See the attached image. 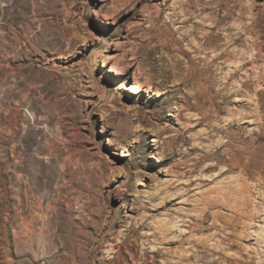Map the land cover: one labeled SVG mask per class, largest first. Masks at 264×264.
<instances>
[{
    "label": "rangeland",
    "instance_id": "obj_1",
    "mask_svg": "<svg viewBox=\"0 0 264 264\" xmlns=\"http://www.w3.org/2000/svg\"><path fill=\"white\" fill-rule=\"evenodd\" d=\"M239 11L264 40V0H0V264H264V56L217 58Z\"/></svg>",
    "mask_w": 264,
    "mask_h": 264
},
{
    "label": "bare ground",
    "instance_id": "obj_2",
    "mask_svg": "<svg viewBox=\"0 0 264 264\" xmlns=\"http://www.w3.org/2000/svg\"><path fill=\"white\" fill-rule=\"evenodd\" d=\"M240 10H242V9H240ZM230 14H226L224 17H229ZM231 15H233V14H231ZM245 15L246 14H245L244 11H239L238 16H236V18H235V22L236 23H234V26L225 27V30L228 31V33L225 36L226 38L224 39L225 42L223 44H217V49L220 52L219 55L217 56V58H222V59H224V61H228L230 63H233V65L235 67V68H233L234 69V71H233V75L234 76H238L239 73H240V70H243L245 68V66H247L248 64H252L253 65L252 67L256 68L257 64L254 63V62L255 61L257 62V60L259 61V59H261L260 57L264 56V55H262V53L264 54V42H263L264 40H262V34L260 33V30H258L256 28L257 24L256 25L253 24L256 21L251 22V23H246L244 21ZM224 17L217 19L214 16V14H213V16L207 15V14L204 16V22L202 24H200V26L202 25L201 26V28H202L201 32L203 34L202 37H204V40H205L204 42L205 43L209 42L208 41V34L211 31V29H215V28L219 27L220 24L223 22ZM206 21H210V23H208ZM232 30L233 31L236 30V32H232ZM243 34H246V36L249 35V37L246 38L247 40L246 39H242V35ZM235 45L239 46V47L242 46L243 48H238V50L239 49L240 50L239 51L237 50L238 52L234 53L235 49H236V48H234ZM229 46L230 47L233 46L234 51H233V49H231L229 51V49H228ZM100 56H101L100 66L106 67V68H108V70H107L108 72H110V73H112L114 75L120 76L121 72H120V70H119V68L117 66V63L114 62V58L115 57L112 56V55L106 56L104 54H101ZM252 70L253 69H251V68H250V72L245 70L246 74L244 73V75H246V77H248L249 79L245 80L243 82V85H245V86L250 85L252 83V81H253L252 80L253 79L252 76H255V77H258V78L261 77V76H264L263 75L264 72L261 71V73L258 74L257 71H256L257 73H254L255 71L253 70L254 71L253 72ZM231 73H232V71H231ZM237 85H239V84H237ZM142 87H143L142 84L139 83V82H134L133 84L128 85V86H123L124 89L130 90L131 92H139L140 90H144V88H142ZM237 90H239V89H237ZM107 143L109 145H112L114 142H113L112 139H108ZM109 162L111 164L113 163L112 160L109 161ZM141 184H142V182L138 183V185H141Z\"/></svg>",
    "mask_w": 264,
    "mask_h": 264
}]
</instances>
